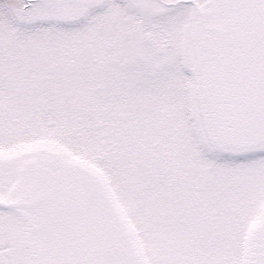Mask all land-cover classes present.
Returning a JSON list of instances; mask_svg holds the SVG:
<instances>
[{"label":"snow or ice","instance_id":"1","mask_svg":"<svg viewBox=\"0 0 264 264\" xmlns=\"http://www.w3.org/2000/svg\"><path fill=\"white\" fill-rule=\"evenodd\" d=\"M0 264H264V0H0Z\"/></svg>","mask_w":264,"mask_h":264}]
</instances>
